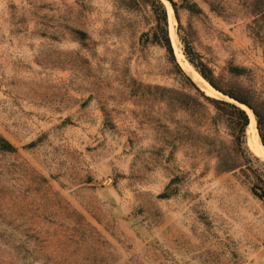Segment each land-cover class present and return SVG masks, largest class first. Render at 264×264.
I'll list each match as a JSON object with an SVG mask.
<instances>
[{"label": "rangeland", "instance_id": "rangeland-1", "mask_svg": "<svg viewBox=\"0 0 264 264\" xmlns=\"http://www.w3.org/2000/svg\"><path fill=\"white\" fill-rule=\"evenodd\" d=\"M160 1L175 59L155 0H0V223L48 264H264V152L209 99L254 117L184 43L264 102V0Z\"/></svg>", "mask_w": 264, "mask_h": 264}, {"label": "trees", "instance_id": "trees-1", "mask_svg": "<svg viewBox=\"0 0 264 264\" xmlns=\"http://www.w3.org/2000/svg\"><path fill=\"white\" fill-rule=\"evenodd\" d=\"M175 12L177 13V2L175 0H168ZM160 9V19L162 20V25L160 26V31L155 35L156 42L164 45L167 51L174 57V51L169 38L168 27H167V11L160 0H155ZM171 7V8H172ZM187 8H190L189 6ZM173 10V9H172ZM264 18V14H263ZM185 43V54L190 61V63L198 70L202 77L207 80L212 87L222 92L225 95L237 100L240 103L247 105L254 113L257 120V127L259 130L260 137L264 146V102L256 101L252 97H247L241 93L235 91L233 87L228 85H220L208 65L202 60L201 56L195 51L191 42L184 40ZM228 97V98H229ZM209 99V98H208ZM230 99V98H229ZM215 104H222L227 106L231 110V116L235 120V126L238 128L240 133L245 137L247 128L250 126V117L246 110L240 108L239 106L229 103L227 101L218 100L211 98L209 99ZM242 105V104H241ZM0 153L3 154H17L18 148L0 134ZM42 181L46 182L44 178ZM69 207V206H68ZM21 227V226H20ZM17 230L18 226L12 224H7L4 222L0 223V264H14L13 261H8L4 255L10 253L16 259L15 262L19 261L22 264H37L38 261L43 257L44 264H48L50 261V256L46 252L47 240L42 239L35 234H31L28 237L22 238L19 236L7 235L8 229ZM27 231H30L27 229Z\"/></svg>", "mask_w": 264, "mask_h": 264}, {"label": "bare ground", "instance_id": "bare-ground-1", "mask_svg": "<svg viewBox=\"0 0 264 264\" xmlns=\"http://www.w3.org/2000/svg\"><path fill=\"white\" fill-rule=\"evenodd\" d=\"M191 75H192L193 79L196 81V83L201 88L204 87L205 84H207V81H205L197 72L191 73ZM208 86H206V87H208ZM208 89L210 90V87H208ZM249 111H250L251 115L254 117V122L251 123V125L249 126V128H250V133L249 134H250V139H251V142H249V143H251V145L253 146V148L256 151V153L261 155L264 152V146H263V143L261 142V138H260V135H259L258 130H257L255 116H254V114L252 113L251 110H249Z\"/></svg>", "mask_w": 264, "mask_h": 264}, {"label": "water", "instance_id": "water-1", "mask_svg": "<svg viewBox=\"0 0 264 264\" xmlns=\"http://www.w3.org/2000/svg\"><path fill=\"white\" fill-rule=\"evenodd\" d=\"M240 103V102H239Z\"/></svg>", "mask_w": 264, "mask_h": 264}]
</instances>
